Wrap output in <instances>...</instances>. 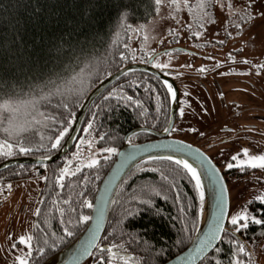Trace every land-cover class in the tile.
<instances>
[{
    "label": "trees",
    "instance_id": "obj_1",
    "mask_svg": "<svg viewBox=\"0 0 264 264\" xmlns=\"http://www.w3.org/2000/svg\"><path fill=\"white\" fill-rule=\"evenodd\" d=\"M156 7L155 0H0V96L4 103L14 105L13 125L0 116V161L54 155L68 133L57 149H52L51 143L65 127L70 129L88 92L125 63L144 61L154 51L136 49L130 42L135 37L131 34L154 15ZM226 21L235 22L224 16ZM189 32L186 34L193 38ZM177 38V33L171 32L172 46L161 52L175 54L179 50L173 46ZM157 56L151 62L154 67L160 65L154 62ZM170 104L171 94L161 77L146 69L130 68L93 97L79 121L78 133L83 139L91 137L98 149L94 167H80L59 185L56 177L67 162V153L44 164H11L0 172L6 178L24 176L29 174L27 169L35 167L45 172L41 213L31 231L29 264H42L86 226L81 217L89 216L90 208L84 202L92 203L115 154L104 150H117L124 133L132 127L165 128ZM9 128L13 131H6ZM151 136L137 130L128 138L139 142ZM19 147L30 151L19 153ZM174 161L144 160L121 179L91 255H111L101 252L102 244L129 256L119 260L111 255L101 263L161 264L189 243L198 226L202 202L195 181ZM177 193L181 194L179 199ZM248 208L264 221L260 199H251ZM248 223L239 231L236 226L232 231L224 229L218 243L198 264H251L243 243L264 237V223ZM68 231L73 235L68 236Z\"/></svg>",
    "mask_w": 264,
    "mask_h": 264
},
{
    "label": "rangeland",
    "instance_id": "obj_2",
    "mask_svg": "<svg viewBox=\"0 0 264 264\" xmlns=\"http://www.w3.org/2000/svg\"><path fill=\"white\" fill-rule=\"evenodd\" d=\"M205 1L161 0L154 15L131 34L132 38L134 35L135 37L130 45L136 49L143 47L155 51L169 44L171 32L177 33L176 45L184 49H179L175 54H164L163 50L154 60L155 63L170 69H178L176 73L171 71L170 76L178 87L179 96L183 92L185 97V103L180 105L183 115L176 119V128L169 134L199 145L220 169H224L230 162L240 166L249 162L251 155L264 154V137L258 136L264 132V120L255 118L254 114H247L251 108L252 113L254 110L264 113V74L261 78L257 75L247 76L245 81L239 75L224 79L222 73L209 71V54H202L212 48L211 37L219 40L214 42V45H221L219 50L224 47L227 50V44L232 38L237 39L241 33L247 32L252 35V39H256V43L253 40L250 44L247 43L250 48L248 52H256L264 57V18L259 15L264 12V7L254 4V0H208L207 5ZM224 16L235 22H223ZM187 30L190 31L189 34L193 33V38L186 34ZM239 42L237 40L233 44ZM185 48H190L191 51ZM238 52L239 50H236L235 54ZM246 105L250 108H246ZM240 124L244 127L246 124H252L253 128L237 130ZM219 125L230 127L228 131L225 130L227 138L213 142L214 139L223 137L221 130L216 132ZM72 137L73 133L68 139ZM243 149H249V153L245 154ZM97 151L94 140L89 136L84 138L83 144L71 151L68 163L57 176V183L61 181L58 177L62 174L65 177L96 160ZM234 155H238L235 161L231 159ZM42 178L43 173H40L32 179L0 185V264H18L17 257L26 259L28 237ZM8 185H11V188ZM227 187V219L230 221L232 216L254 219L255 216L247 205L252 197L264 199V169L258 168L248 174L232 175L227 180ZM244 222L242 219V223ZM21 237L25 238L23 242ZM17 242L20 246L16 245ZM13 245L16 247L13 248ZM249 249L253 264H264V238L250 241ZM90 262L88 259L82 264Z\"/></svg>",
    "mask_w": 264,
    "mask_h": 264
},
{
    "label": "water",
    "instance_id": "obj_3",
    "mask_svg": "<svg viewBox=\"0 0 264 264\" xmlns=\"http://www.w3.org/2000/svg\"><path fill=\"white\" fill-rule=\"evenodd\" d=\"M161 50L162 49L153 51L145 62L133 61L125 63L123 66L107 75L88 92L80 105L73 120L69 135L72 133L74 134L87 104L93 97L100 90L105 88L111 80L130 68L146 69L154 73L164 81L172 84L173 90L176 92L175 99L171 97L170 115L165 128L154 129L148 126H135L124 133L121 144L115 152L107 170L102 175L93 195L92 204L94 207L91 208L89 212V216L93 217V219L87 221L86 226L75 239L42 264H82L87 260L98 245L108 217L114 192L121 179L137 163L153 158H166L171 156L173 160L180 158L187 160L189 163H192L199 172L203 173L201 180L205 189V200L200 207L198 226L193 237L184 249L166 259L161 264H198L220 240L227 221L229 209L227 182L222 170L203 148L190 142L188 139L169 134L178 104V89L172 77L150 65L153 57ZM166 128L169 129V131H164ZM137 130L148 131L152 136L139 140V142H131L128 137L130 133ZM66 148H68L67 140L64 146L50 157H14L1 161L0 169L17 163H47L56 159ZM97 209L101 210L102 215L97 212ZM217 221H219L220 225V231L217 234L219 238L212 240L211 245L201 252L198 245H201L202 241L207 239L217 226ZM99 248L106 250L108 246L100 245ZM110 250L109 252L115 256L129 255L128 253H122L114 249Z\"/></svg>",
    "mask_w": 264,
    "mask_h": 264
},
{
    "label": "flooded vegetation",
    "instance_id": "obj_4",
    "mask_svg": "<svg viewBox=\"0 0 264 264\" xmlns=\"http://www.w3.org/2000/svg\"><path fill=\"white\" fill-rule=\"evenodd\" d=\"M244 36V37H242ZM242 40H241V38ZM240 41L239 44H233L235 43L236 41ZM254 41L256 43V39H252V35L250 33H247L245 32L244 34L241 33L240 36L237 38V39H234L232 38V41L231 42H228L229 44H227L229 47L228 49L226 50V47H224L222 50H219V47L221 45H214V42H219V40H215V38L211 37V41H212V48L209 49V51H207L205 54H202V55H206V54H209V71L211 72H215V73H222L221 76H224L223 78L224 79H228L229 77L233 76V75H239L240 78L243 77V80L245 81L247 76H250V75H253V76H256L258 78H261L262 77V74H264V57H262L261 54L259 53H250L248 52V50L250 49L247 45V43L250 44V41ZM253 42V43H254ZM177 43H174L173 46H175L177 49H182L183 47H180L178 45H176ZM172 46V44H167L166 46H164L163 48H160L162 49L161 51L163 50H166V48H170ZM186 46V45H185ZM184 49V48H183ZM187 49L188 51H191L190 48H185ZM158 50V49H157ZM238 51L239 52L237 54H235V51ZM160 51V52H161ZM159 52V53H160ZM151 54V53H150ZM149 54V55H150ZM157 55V54H156ZM155 55V56H156ZM154 56V57H155ZM207 56V55H206ZM153 57V58H154ZM147 59V58H146ZM146 59L144 61H140V62H145ZM247 61V63L245 62ZM152 62V60H151ZM150 62V65L153 66ZM154 67V66H153ZM157 68V67H155ZM157 69H160L163 73L167 74L168 76H170V72L173 71V72H178V69H170L164 65H161L160 64V67H158ZM263 72V73H262ZM225 73H229V74H225ZM249 73V75L247 74ZM171 77V76H170ZM243 81V82H244ZM177 86V85H176ZM178 89V87H177ZM222 89V86H220V90ZM185 99L184 97V93L181 92L180 93V96L178 94V107H176V110H175V113H174V120H173V124H172V127H171V130H174L176 128L175 126V123H176V119L180 118L181 117V114H180V105L181 103H185V101L183 100ZM210 104V103H209ZM255 105H257V103H255ZM246 108H250L249 105H246ZM249 115H255V118H258L260 120H264V113H262L261 111H255L254 110V113H252V108L249 110V112L247 113ZM169 115H170V112H169ZM82 117V116H81ZM81 119V118H80ZM169 119V118H168ZM80 121V120H79ZM73 123V122H72ZM79 125V123H78ZM243 125H239L237 130H244V129H252L253 127L252 124H246L245 127ZM71 127H72V124H71ZM71 127L69 129V132L64 140V143L63 145L61 146V148L64 146L66 140H68V148H66L65 151H63L56 159L60 158L61 156H63L64 154L67 153L66 155V159H67V162H65L64 165L60 166V172L65 168V165L66 163H68V158L71 154V151L73 149H75V147H78V146H81L83 144L82 142V139H83V135L78 133V126L73 134V137L71 139H68L69 137V134H70V131H71ZM225 128V129H224ZM183 129V128H182ZM230 127L228 125H224V126H217L216 128V132H218L219 130H221V135H223V137L221 138H218V139H214L213 142H215V140H224L225 138H227V136L225 135V130H229ZM170 130V131H171ZM210 134V132H209ZM260 137H264V132L261 134V135H258ZM78 138V139H77ZM77 139V140H76ZM84 140V139H83ZM1 142V140H0ZM60 148V149H61ZM59 151V150H58ZM22 157V156H20ZM6 159H10V158H5L4 160ZM54 159V160H56ZM2 160V161H4ZM53 160V161H54ZM1 162V161H0ZM52 162V161H50ZM48 163V162H47ZM248 161L245 162V164L243 165H240V166H234L232 169H228V168H224L225 169V173L223 172L224 169H221L222 172H223V175L226 179V182L228 180V178L232 175H243V174H248L252 171H255L257 170L258 168H251V167H248ZM28 164V163H27ZM33 164V163H31ZM44 164V163H43ZM9 166V165H8ZM8 166L0 169V172H3ZM39 167H35V168H30V169H27V171L29 172V174H26L24 176H17V177H14V178H10V177H7L4 175V174H1L0 175V185L1 184H5L7 182H11V181H16V180H23V179H32L34 178L37 174H40V173H43V178L45 176V172L40 170L41 172H39ZM59 172V173H60ZM73 173V172H72ZM59 175V174H58ZM57 175V176H58ZM70 175V174H69ZM68 176V175H66ZM65 176V177H66ZM42 178V180H43ZM42 180L40 181V186H39V194H38V200H37V206H36V209L39 208L40 204H41V201H42V191H41V187H42ZM56 181H57V177H56ZM62 181V180H61ZM61 181L59 183H57V185H59L61 183ZM253 198H258L260 199L261 201H264V199H261L259 197H252L249 199V201ZM248 201V203H249ZM0 202H1V199H0ZM248 206V205H247ZM36 209H35V212L33 214V218H32V227H33V223L35 222V219L37 217L36 215ZM249 209V208H248ZM250 211V210H249ZM251 212V211H250ZM254 215V214H253ZM255 216V219H258V217L256 215ZM249 220H253V219H247V221ZM239 224H242V219H239L238 221ZM32 227H31V231H32ZM232 227L233 225L230 223V221L227 219L226 223H225V227L224 229L226 230H230L232 231ZM235 227V226H234ZM31 231H30V237H31ZM224 231V230H223ZM261 238H264V237H261ZM259 239V238H257ZM31 240V239H30ZM30 240L28 242V247H27V253H26V259L27 261L29 262V253H31V244H30ZM256 240V239H254ZM250 241H253V240H250ZM250 241H246L243 243V246L246 248L247 252L249 253L250 257H251V260H252V254H251V251L249 249V242ZM17 246H20V243L17 242L16 244ZM102 245V244H101ZM98 246V245H97ZM100 249V248H99ZM101 252H109V249H100ZM118 251V250H117ZM121 252V251H119ZM122 253H125V252H122ZM111 254V253H110ZM112 255V254H111ZM111 255H104L102 253L98 254V255H90V257L88 258L91 262L90 264H103L101 263L100 261H102V259L104 258H111ZM113 258H118L119 260H126L127 257L129 256H120V255H112ZM122 257V258H121ZM112 258V259H113ZM87 259V260H88ZM113 259V260H114ZM93 260V261H92ZM123 261L120 262V264H123L122 263ZM109 263H114V262H111L110 260L105 263V264H109ZM13 264H17L16 262H13ZM116 264H119L116 262ZM253 264V260H252V263Z\"/></svg>",
    "mask_w": 264,
    "mask_h": 264
},
{
    "label": "snow or ice",
    "instance_id": "obj_5",
    "mask_svg": "<svg viewBox=\"0 0 264 264\" xmlns=\"http://www.w3.org/2000/svg\"><path fill=\"white\" fill-rule=\"evenodd\" d=\"M161 2V0H155V4L156 5H159ZM209 2H211V0H209ZM254 4H260L262 7H264V0H254ZM259 15L264 18V12H260ZM222 43V42H221ZM247 63V61H245ZM156 67H160V65H156ZM203 70V69H201ZM165 83V86H166V90L168 93L171 94V97L173 99H175L176 97V92L173 90V85L168 83L167 81H164ZM10 99V98H9ZM129 100H131L132 98L129 97L128 98ZM4 97L0 96V116L3 117V119H6L8 120V123L9 125H13V119H12V116L14 115V105L13 103L11 102H8V103H4ZM67 105H65L66 107ZM4 109H7V113L4 112ZM207 111V110H205ZM180 114L183 115V110L181 109L180 111ZM192 131H195V129H191ZM6 131H13L12 128H9L7 129ZM164 131H169V129H164ZM69 132V129L67 127H65L63 129V131H61L59 133V135L55 138L54 142L51 143V148L52 149H57L58 146H60L61 144V140L64 138V136ZM103 139V138H101ZM17 143H19V139L17 138ZM10 148L12 147L11 144L8 145ZM179 150V149H178ZM19 153H24V154H27L30 149L26 148V147H19ZM104 151L106 152H109V153H115L117 150L115 148H107L105 149ZM245 154H248L249 153V149H243L242 150ZM11 153H7L6 155H10ZM238 158V155H234L231 159L233 161L237 160ZM167 160L169 161H173V157L169 156V157H166ZM176 165L178 166H181L182 169L188 173L190 175V177L195 181V186L196 188L199 190V198H200V201L203 202L205 200V189H204V185L202 184V180H201V177L203 175V173L199 172L198 169L196 167L193 166L192 163H189L187 160H180V159H177L174 161ZM98 163V161L96 160H92L91 163H89L87 165V167H94L96 164ZM243 163V162H242ZM235 165L233 163H228L226 165V167L228 169H232ZM248 167H251L253 169L255 168H261V169H264V154H253L251 155L250 157V161L247 165ZM80 169H77V171H79ZM65 177L64 175L62 174L60 177H58V180H63ZM165 179H167V177H165ZM9 188H11V185H8ZM61 187H63V185H61ZM156 195H159V192H156L155 193ZM180 195L179 193L176 194V198L179 199L180 198ZM262 203H264V201H262ZM84 206L87 207V208H93L94 205L91 203V202H87L85 201L84 202ZM97 212L100 213L102 215V212L100 209H97ZM41 213V209L40 208H37L36 209V215H40ZM222 218V217H221ZM91 219H93V217L91 216H87V215H84L81 217V220L82 221H90ZM239 219H244L245 222L242 223V224H239L238 221ZM230 223L233 225V226H236V231H239L241 228H247L249 226V223L247 221V218L246 217H238V216H232L231 219H230ZM252 223H255V224H262L264 223V221L260 220V219H253L252 220ZM220 231V225H219V221H217V226L214 228V230L210 233V235L207 237L206 240L202 241L201 245H198L199 249L201 252H203L207 247H209L211 245V242L212 240L214 239H218V232ZM67 235L68 236H71L73 235V233L71 231H68L67 232ZM21 241L23 242L24 241V237H21L20 238ZM28 239L30 240L31 237H28ZM16 245H13V248H15ZM241 251H243V247H241L240 249ZM109 251H111L109 249ZM29 255H31V253H29ZM17 260H18V264H29V262L27 261V259H21L19 257H17Z\"/></svg>",
    "mask_w": 264,
    "mask_h": 264
},
{
    "label": "bare ground",
    "instance_id": "obj_6",
    "mask_svg": "<svg viewBox=\"0 0 264 264\" xmlns=\"http://www.w3.org/2000/svg\"><path fill=\"white\" fill-rule=\"evenodd\" d=\"M180 158V157H179ZM181 160H185V159H183V158H180Z\"/></svg>",
    "mask_w": 264,
    "mask_h": 264
}]
</instances>
